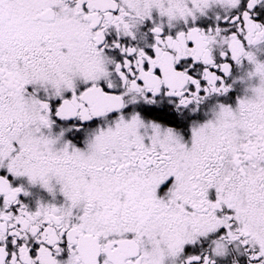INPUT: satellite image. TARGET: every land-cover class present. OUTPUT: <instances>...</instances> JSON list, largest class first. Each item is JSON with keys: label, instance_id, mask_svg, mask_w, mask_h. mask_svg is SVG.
Wrapping results in <instances>:
<instances>
[{"label": "snow or ice", "instance_id": "1", "mask_svg": "<svg viewBox=\"0 0 264 264\" xmlns=\"http://www.w3.org/2000/svg\"><path fill=\"white\" fill-rule=\"evenodd\" d=\"M0 264H264V0H0Z\"/></svg>", "mask_w": 264, "mask_h": 264}]
</instances>
